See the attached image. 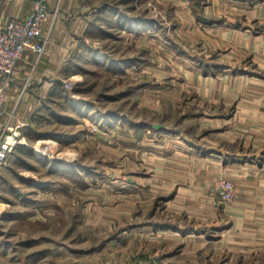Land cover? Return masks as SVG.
I'll list each match as a JSON object with an SVG mask.
<instances>
[{
    "label": "rangeland",
    "instance_id": "rangeland-1",
    "mask_svg": "<svg viewBox=\"0 0 264 264\" xmlns=\"http://www.w3.org/2000/svg\"><path fill=\"white\" fill-rule=\"evenodd\" d=\"M85 2L63 16L83 22L90 11L97 27L60 38L64 55L24 54L9 82L52 121L6 131L24 143L0 169V264H264V215L229 229L232 201L217 189L230 179L204 196L186 173L201 168L181 150L201 135L183 117L196 108L179 83L183 61L208 53L197 24L210 0ZM111 60L136 63L117 73ZM52 80L54 101L43 89Z\"/></svg>",
    "mask_w": 264,
    "mask_h": 264
},
{
    "label": "crops",
    "instance_id": "crops-1",
    "mask_svg": "<svg viewBox=\"0 0 264 264\" xmlns=\"http://www.w3.org/2000/svg\"><path fill=\"white\" fill-rule=\"evenodd\" d=\"M85 1L77 4V0H48L50 17L43 33L50 41L44 54L56 55L60 51L64 55L66 50L58 46L60 38H75L78 31L84 34L91 27H97L98 14L90 11L86 12L83 22L76 15L73 19L63 16L67 12L65 8L69 11L83 3L88 8ZM31 4L32 0H0V22L24 18ZM203 13L198 19V33H201L198 37L208 53L200 61H183L181 67L185 72L179 83L181 91L190 92L189 102L196 108L194 115L183 114V117L194 119L201 135L196 143L186 139L181 150L189 165L195 163L201 168L186 173L192 176L190 183L202 186L204 196L209 195V186L217 187L225 177L235 184L234 199L224 204V213L231 216L229 229H232L247 214L264 215V0H210ZM102 20L106 22L107 18ZM73 45L71 52L80 54L82 49ZM111 63L117 73H129L136 62L131 61L126 68L119 61L111 60ZM78 65L74 60L71 68ZM39 83L33 91L45 86ZM57 85L59 83L52 80L43 88L48 100L54 101L52 97L59 95ZM29 92L18 95V84H9L0 116V132L5 127L29 123L37 126L43 120L52 121L42 111L39 100H29L32 93ZM19 98L25 102H20ZM154 125L150 127L155 131L166 128L163 125V129L157 130Z\"/></svg>",
    "mask_w": 264,
    "mask_h": 264
},
{
    "label": "built area",
    "instance_id": "built-area-1",
    "mask_svg": "<svg viewBox=\"0 0 264 264\" xmlns=\"http://www.w3.org/2000/svg\"><path fill=\"white\" fill-rule=\"evenodd\" d=\"M49 17L48 0H32L31 8L24 18L0 22V116L3 113L6 89L18 61L26 53L33 54L37 59L45 52L48 36L43 33V27ZM7 129L5 127L0 132V169L5 166L9 154L24 143L17 131L7 134ZM234 189L231 180H222L217 193L228 203L234 198Z\"/></svg>",
    "mask_w": 264,
    "mask_h": 264
},
{
    "label": "bare ground",
    "instance_id": "bare-ground-1",
    "mask_svg": "<svg viewBox=\"0 0 264 264\" xmlns=\"http://www.w3.org/2000/svg\"><path fill=\"white\" fill-rule=\"evenodd\" d=\"M41 142H43V143H45V144H51V143H55L54 141H52V140H50V139H46V140H43V141H41ZM39 143H40V141H39ZM52 147V146H51ZM44 148V147H43ZM45 148H47V147H45ZM41 149V148H37L36 149V153L37 154H42V153H44V151H46V149ZM48 149V148H47ZM50 153V152H49Z\"/></svg>",
    "mask_w": 264,
    "mask_h": 264
},
{
    "label": "water",
    "instance_id": "water-1",
    "mask_svg": "<svg viewBox=\"0 0 264 264\" xmlns=\"http://www.w3.org/2000/svg\"><path fill=\"white\" fill-rule=\"evenodd\" d=\"M153 128H155V129H157V130H161V129H163V126H162V125L155 124V125L153 126Z\"/></svg>",
    "mask_w": 264,
    "mask_h": 264
},
{
    "label": "trees",
    "instance_id": "trees-1",
    "mask_svg": "<svg viewBox=\"0 0 264 264\" xmlns=\"http://www.w3.org/2000/svg\"><path fill=\"white\" fill-rule=\"evenodd\" d=\"M67 167L70 166V165H66Z\"/></svg>",
    "mask_w": 264,
    "mask_h": 264
}]
</instances>
